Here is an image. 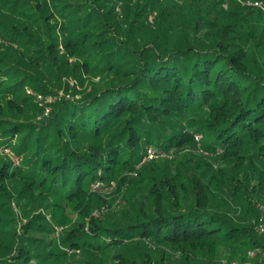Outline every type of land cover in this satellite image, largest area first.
Masks as SVG:
<instances>
[{"label": "trees", "instance_id": "trees-1", "mask_svg": "<svg viewBox=\"0 0 264 264\" xmlns=\"http://www.w3.org/2000/svg\"><path fill=\"white\" fill-rule=\"evenodd\" d=\"M245 1L264 2L0 0V264H95L111 250L112 264H221L264 250V13ZM26 88L63 94L37 123L47 105ZM195 134L231 165H146L152 209L92 217L93 185L125 183L147 146L195 147ZM225 185L238 219L216 206ZM37 190L58 199L48 220L22 208ZM79 204L71 224L64 208Z\"/></svg>", "mask_w": 264, "mask_h": 264}, {"label": "rangeland", "instance_id": "rangeland-1", "mask_svg": "<svg viewBox=\"0 0 264 264\" xmlns=\"http://www.w3.org/2000/svg\"><path fill=\"white\" fill-rule=\"evenodd\" d=\"M244 8H256L259 9L261 12L264 13V2L261 3V6H256L253 2V4H251L249 1H245ZM224 9L227 10L228 7L227 5L224 6ZM264 16V15H263ZM72 60H69V62H71ZM69 86L75 88L78 92H81L84 87H82L81 85H79V83L75 82L74 80L69 82ZM26 93L28 95H31L35 98V101L37 102V104L39 105H47L46 107H44L45 109L42 111L41 114H38L37 117L35 118L34 121H36L37 123L40 122L42 120V118L47 117L49 115L51 106L54 103H56V100L59 99V97L62 96V92L60 91L59 97H54L51 94L42 96L41 94L38 93H34L32 92L29 88H26ZM47 96H51L52 98H50V101H47ZM80 97L79 94L76 95V99H78ZM2 97H0V103L3 102V100H1ZM58 101V100H57ZM194 140L196 141V146L192 147L190 145H185L181 148H177L175 150L170 149L168 151H160L159 149H154L152 146H147L142 154V158L141 161L135 166V169L133 171H130L127 173L129 179H127V181L124 182H119L118 179L117 180H110V182L105 183V184H98L97 187H91L89 189V191L91 193H93L94 195H97L101 198L102 202H104V204L100 203L97 204V206H99V208L97 207L93 213H92V217L94 219H100L104 213L106 212H110L113 214L118 213V211L122 208H128L129 207V202H133L134 205H138L137 202H141L143 204V207L146 210L152 209V205H153V198L152 196L149 194V191L147 189L148 186V180H147V176L149 173H146L145 170H143V168L148 165L151 168H153L152 170H150V173H160L161 174L163 172H168V173H173L176 167V161L178 160V158L183 159L184 154L189 155L190 159H192V161L197 162V160L200 159H208L210 158V155L204 153L201 148H200V143H201V136L199 134H195L194 135ZM148 151H151V155L152 157H148L147 153ZM153 151V152H152ZM155 151V152H154ZM177 151V153L175 152ZM176 153V154H175ZM2 155L3 156H10L9 158H11L15 163H18L20 158L19 157H15L11 150L8 148H5L2 150ZM209 160V159H208ZM210 163L212 164V168L213 170H217L218 169V164L219 165H223L224 167H229L231 165L228 164L226 165L225 163H223L222 160H216V159H210L209 160ZM225 162V161H224ZM196 172V171H193ZM138 173H141V175H138ZM118 181V182H117ZM228 186L225 185L221 191H220V195L225 199V201H223V203L218 202L216 203V206L218 208L219 211L223 212V213H227L228 215L230 214L231 216H233L234 218L238 219L237 215V211L240 210V208H238L233 200V196L230 192V190L227 188ZM36 194H40L39 190H37ZM189 197L186 196L185 194L179 192L178 194V199L180 200V205L182 206H188L190 205L189 202ZM58 201V199H54L51 197H46L43 194H40L38 196H36V200H24V204L23 207L27 214H35V213H42L46 216V219H50V212L51 209L48 208L49 204H52L54 202ZM90 204H94L93 201L90 202ZM84 205L79 204L77 207H73V206H68L66 208H64L65 213L67 215V217L70 219L69 223L73 224L76 223L77 221L82 220V218L79 217V211L82 212L81 209H84L83 207ZM260 207V209L262 208V210H264V205L263 204H258L257 208ZM22 208L17 207L16 211L20 217V220H22L23 222L26 221V217H24L23 215V211ZM108 210V211H107ZM80 212V213H81ZM235 215V216H234ZM64 229H62L61 227H56V232L58 233H62ZM133 247L129 248V251H133ZM117 251L115 250H111V251H107L106 255L101 256L99 261H95V264H112L110 261V256L113 255L114 253H116ZM222 256V254H220ZM76 257L78 260H82V259H87V257L83 256L82 254H76ZM229 260L227 259V257H221V264H228ZM264 264V261L263 263Z\"/></svg>", "mask_w": 264, "mask_h": 264}, {"label": "built area", "instance_id": "built-area-1", "mask_svg": "<svg viewBox=\"0 0 264 264\" xmlns=\"http://www.w3.org/2000/svg\"><path fill=\"white\" fill-rule=\"evenodd\" d=\"M261 3L262 2H256V1L254 2V4L256 6H261ZM46 98H47V101H50L51 100L50 98H52V97L47 96ZM151 154H152L151 151L150 152L148 151L147 156L152 157ZM98 184L99 183H96L95 185H93V187H97ZM259 209H260V207H259ZM260 210L264 211V210H262V208ZM256 229H257L258 233L264 235V215H262V217L259 219V223H258ZM255 261H257L258 264L263 263V261H264V250H262V249H251V250L247 251L246 258L243 261L232 260V261H229L228 264H254Z\"/></svg>", "mask_w": 264, "mask_h": 264}]
</instances>
